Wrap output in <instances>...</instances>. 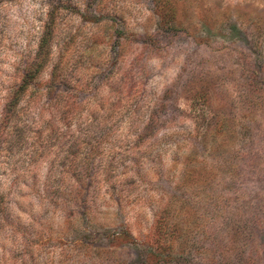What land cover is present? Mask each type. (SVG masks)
<instances>
[{
	"label": "rangeland",
	"instance_id": "obj_1",
	"mask_svg": "<svg viewBox=\"0 0 264 264\" xmlns=\"http://www.w3.org/2000/svg\"><path fill=\"white\" fill-rule=\"evenodd\" d=\"M0 264H264V0H0Z\"/></svg>",
	"mask_w": 264,
	"mask_h": 264
},
{
	"label": "trees",
	"instance_id": "obj_2",
	"mask_svg": "<svg viewBox=\"0 0 264 264\" xmlns=\"http://www.w3.org/2000/svg\"><path fill=\"white\" fill-rule=\"evenodd\" d=\"M29 81H24L22 87H21V91H26L29 88Z\"/></svg>",
	"mask_w": 264,
	"mask_h": 264
}]
</instances>
